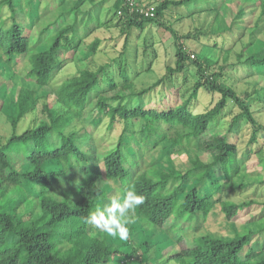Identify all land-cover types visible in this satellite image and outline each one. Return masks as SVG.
<instances>
[{
    "label": "trees",
    "instance_id": "16d2710c",
    "mask_svg": "<svg viewBox=\"0 0 264 264\" xmlns=\"http://www.w3.org/2000/svg\"><path fill=\"white\" fill-rule=\"evenodd\" d=\"M27 1L28 17L20 10L21 0H0V65L18 76L19 58L27 56L26 75L17 79L21 78L23 84L9 117L13 131L0 144V264H114V261L142 264L143 256L154 252L156 242H152L151 237L138 245H130L129 241L119 238L110 241L87 222L97 206L113 198L109 195L110 179L117 182L119 194L116 198L122 199L124 191L130 188L144 197L137 212L146 229H136V232L139 235L145 231L153 233L160 228L168 234L178 247L168 261L177 264H264V203H261L263 212L259 218L246 222L253 227L244 226L233 237L201 230L216 204L220 203L221 212L230 221L245 206L255 203L251 200L222 201L216 195L226 186L244 187L242 181L236 180L245 173L244 159L255 153L256 147H261L260 140L264 138V124L255 116L264 108V86L256 83L252 93H240L228 83L224 68L229 64L230 47L214 43L216 49L225 53L220 66L216 58L186 50L184 41L191 38V32L180 34L167 11L197 0H160L152 17L140 11L141 7L150 6L149 3L143 5L134 0L135 8L131 10L128 0H113L115 15L119 14L116 25L125 32L122 57L112 61L119 67L120 81L109 72L111 63H106L80 69L55 87L51 79L64 64L60 51L63 46L71 48L78 37L77 13L83 4L95 0H76L72 9L41 28L35 43L29 33L45 13L41 0ZM251 3L250 10L259 9L252 26L246 23L245 16L249 12L245 6H239L227 24L228 7L221 5L211 9L215 19L210 29L193 28L192 34L216 40L226 39L230 34L235 40L229 45L239 42L242 50L237 54V62L229 65L248 66L251 73L264 74V37L261 41L259 36L260 33L264 35V0H251ZM4 7L10 11L8 19L3 16ZM74 9L77 12L70 24L61 25L55 33L46 34L42 39L53 24L62 17L66 20ZM22 18L26 21L22 22ZM149 24L164 27L171 33L175 61L174 65L166 66L163 77L137 91L135 71H129L123 53L130 32L144 30ZM100 42L97 37L89 44V55L96 53ZM192 68L195 83L185 99L181 100L179 91L175 90L174 95L162 100L160 107L143 103L132 105L134 97H140L143 102L144 95L165 85V80L172 75ZM9 76L11 78L12 74ZM49 86L53 88L46 91ZM39 90H45L42 111L47 117L39 118L17 133L20 121L40 103ZM200 90L218 94L219 99L214 106L196 112L193 101ZM112 91L114 93L109 95ZM94 98V107L101 114L100 121L108 119V130L118 132L107 150L101 152L95 141L84 138L78 128V124L85 122ZM229 103L236 111L227 132L220 133L214 128L220 127ZM240 123H249L252 130L244 158L239 157L238 144L229 137ZM167 144L172 147L168 150L170 154L189 155L194 150L192 166L177 173L174 169L155 167L154 161L147 162L148 153L155 150L163 155L162 151L167 152ZM259 151L258 148L256 152ZM197 152L210 154L211 160H202ZM64 180H75L76 184L68 194L64 191L58 196L52 188ZM105 181L107 185H103ZM130 229L134 231L135 227ZM190 237L192 243L188 245Z\"/></svg>",
    "mask_w": 264,
    "mask_h": 264
},
{
    "label": "rangeland",
    "instance_id": "374dc122",
    "mask_svg": "<svg viewBox=\"0 0 264 264\" xmlns=\"http://www.w3.org/2000/svg\"><path fill=\"white\" fill-rule=\"evenodd\" d=\"M76 0H41V8L45 16L41 18L40 23L34 24L32 26V32L29 33L32 39V43H35L40 35L41 28L49 21L57 20L58 17L63 12H66L73 8V5ZM137 3L142 2L143 5L151 4L155 6L160 0H135ZM154 1V2H151ZM39 2V1H38ZM251 0L240 1V0H197L194 3L188 4L186 6H180L176 8H171L167 11L169 18H171L172 23H174V28L180 33L191 32V38L185 39L184 45L187 51L194 53L195 55H203L212 58L213 60H219L217 66H220L224 63L223 57L225 55L224 51L216 49L214 43H218V46L225 45V48L230 47L231 51L227 55L228 62L236 63L237 54L242 50V44L238 42L236 45H229L232 41L234 42L233 36L230 34L227 35L226 39L205 37L200 35V37H195L192 33L193 28L201 29L208 31L215 19V12L211 10L214 7L223 5L228 7L226 13L227 24L230 21L233 13L238 10L239 6H245L248 9V15L246 17V23L248 26H252L257 20L259 9L250 10L252 5ZM20 10H24L25 14L29 15V5L27 0H21ZM224 7L221 8L222 12ZM233 10V11H232ZM250 10V11H249ZM253 11V12H252ZM74 9L66 18H61L58 23L53 24L47 33L42 35L44 39L47 35L53 34L61 25H68L73 21V18L76 14ZM224 13V12H223ZM222 13V14H223ZM10 11L4 7L3 16L6 19L9 18ZM119 14L115 15V8L113 6V0H95L94 2H86L83 4L78 13V37L74 41V45L71 48L63 46V49L60 51V57L64 61L62 67L57 70L51 79V85L53 87L59 85L65 79L72 77L80 69H83L87 66L96 68L99 65L111 63V68L109 72L114 75V77L120 81L119 77V67L116 63H113V59L122 57V51L124 50L125 45V32L121 31V27L117 26ZM179 17L181 19L177 20ZM83 19V20H82ZM8 21V20H7ZM26 20L22 18V22ZM101 23V25H97ZM249 32V31H248ZM47 34V35H46ZM261 36V41L263 40L264 35ZM80 37V38H79ZM100 38L101 42L99 44L98 50L96 53L89 55L88 46L90 43L95 41L96 38ZM196 38V39H195ZM247 38V37H246ZM234 39V40H233ZM247 40V39H246ZM174 40L171 33L166 30L164 27H158L153 24L146 26L144 30L133 29L130 32V38L127 47L125 48L124 55L127 58L129 65V71H135L134 82L135 88L137 91L153 84L160 77H163L166 73L167 65H174ZM260 47L262 43H260ZM216 49V50H215ZM194 58V55H191ZM26 58H19V75L14 76L13 71L8 69L6 66L0 65V144L6 141V139L12 134L13 127L10 124L9 117L11 116V111L14 105V99L18 94L20 87L23 84L21 78L25 77L27 71ZM228 64V65H229ZM225 66L224 73L228 83L232 84L240 93L248 91L250 93L255 89L256 83L260 87L264 86V74H254L250 72V68L246 66L242 68L241 66ZM138 71V72H137ZM137 72V73H136ZM12 74L10 78L9 74ZM195 83V75L193 68L188 70L185 73H177L172 75L171 78L165 80V85L157 86L153 91L144 95L143 102L140 101V97L133 98L132 105L138 106V104L143 103L146 106L150 107H160L162 100L169 97V95H174L175 90L179 91L180 99H185L190 90L192 89L193 84ZM30 85V84H29ZM49 86L46 89L50 90ZM52 87V88H53ZM44 91L39 90L37 94L41 97L40 103L35 107V109L29 112L25 118L20 121L17 125V133H21L24 129L33 125V123L41 117H47V114L42 111V101L44 100ZM114 92H109V95H112ZM94 98L89 106L90 111L87 113L85 122L78 124L80 131L84 133L83 137H89L95 141L96 146L99 148V152L107 150L109 144L117 138L118 132L114 133L113 131L108 130V119L100 121L101 114L98 109L94 107L95 100ZM219 99L218 94L209 93L204 90H200L197 98L193 101V107L196 112L204 111L207 108L214 106V104ZM3 104V107H2ZM236 111V107L229 103V106L224 110L223 121L219 128H214V130L225 133L228 124L231 120V117ZM258 120L264 124V108L261 112L255 114ZM98 123V124H97ZM212 130L211 132H213ZM227 132V131H226ZM251 125L249 123H240L236 126L234 131L229 134V137L238 144L239 148V157L244 158V153L247 150L249 139L251 136ZM208 133L207 135H209ZM254 147V145H252ZM260 146L255 148V153H252L249 157H245V173L241 174L236 180L242 181L244 187H237L232 189L229 186L223 188V191L216 196L221 197V200L232 201L235 203L245 202V201H255V203L250 206H245L241 209L237 215L232 220H226L224 214L221 212L220 203L216 204L212 212L209 214L207 221L204 222L203 228L201 229L206 233H213L222 235L225 238L233 237L234 234L238 231H242L244 226L253 227L252 223L246 224L250 219L259 218L260 214L263 212V207L261 203H264V138L261 137ZM260 149L259 152L256 150ZM167 152L162 151L163 155H160L158 151L153 150L148 153L145 158L147 162L154 161L155 167L164 168L166 170L174 169L179 172H184L190 166H192V154H195V151H191V154L187 153L177 154L171 153L168 151L172 147L167 144L165 146ZM174 150V149H173ZM169 152V153H168ZM197 154L204 161H210L211 155L204 152H197ZM156 157V158H155ZM155 158V159H154ZM61 183L55 184L52 188L58 196L68 194L72 185L76 184L75 180L69 182L68 180L60 181ZM110 197H117L119 191L117 189V182L110 179ZM107 181L103 182V185L108 184ZM191 185V184H190ZM136 222L132 225L135 227L134 231H131L129 238L130 245L132 244H141L147 237H151L152 242L155 243L154 252L146 253L143 256L142 264H177L176 262L170 260L168 257L170 254L178 250V247L162 229L157 228L154 232H144L143 234H138L136 229L139 231H144L146 225L137 212L135 213ZM142 225V226H141ZM110 241H114L118 238H113L107 234L102 233ZM167 235V236H165ZM192 236V235H191ZM188 241V240H187ZM192 239L189 238L188 245H191ZM184 245V244H182ZM166 260L168 262H166ZM114 264H117L114 261Z\"/></svg>",
    "mask_w": 264,
    "mask_h": 264
},
{
    "label": "clouds",
    "instance_id": "9594fccd",
    "mask_svg": "<svg viewBox=\"0 0 264 264\" xmlns=\"http://www.w3.org/2000/svg\"><path fill=\"white\" fill-rule=\"evenodd\" d=\"M143 203L144 197L134 188L126 189L122 199L113 197L103 206H97L95 211L89 214L87 222L100 233L127 240L130 234L129 225L136 222V210Z\"/></svg>",
    "mask_w": 264,
    "mask_h": 264
},
{
    "label": "built area",
    "instance_id": "2783aa9c",
    "mask_svg": "<svg viewBox=\"0 0 264 264\" xmlns=\"http://www.w3.org/2000/svg\"><path fill=\"white\" fill-rule=\"evenodd\" d=\"M129 4L131 5L130 8H132L131 10H133V8H135V1L134 0H128ZM140 11L142 13H144L146 16H154L155 15V6L150 5V6H146V7H141Z\"/></svg>",
    "mask_w": 264,
    "mask_h": 264
}]
</instances>
